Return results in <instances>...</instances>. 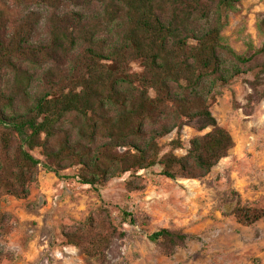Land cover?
I'll return each mask as SVG.
<instances>
[{"label":"trees","instance_id":"16d2710c","mask_svg":"<svg viewBox=\"0 0 264 264\" xmlns=\"http://www.w3.org/2000/svg\"><path fill=\"white\" fill-rule=\"evenodd\" d=\"M242 0H0V236L12 217L4 196L28 200L40 169L97 192L125 175L161 168L171 181L204 180L235 148L211 111L243 76H264V44L245 55L223 32ZM264 38V14L257 24ZM262 59V62L258 60ZM139 63L142 72L133 73ZM264 98V95H262ZM185 127L202 134L183 156ZM177 132L166 147L161 141ZM39 151L43 160L33 153ZM130 188H135L130 183ZM243 226L264 209L238 201ZM123 224H136L123 212ZM127 234L100 208L64 233L68 245L108 263ZM167 257L189 239L163 229L149 237ZM0 250V261L2 260Z\"/></svg>","mask_w":264,"mask_h":264},{"label":"rangeland","instance_id":"374dc122","mask_svg":"<svg viewBox=\"0 0 264 264\" xmlns=\"http://www.w3.org/2000/svg\"><path fill=\"white\" fill-rule=\"evenodd\" d=\"M263 14L264 0H242L223 32L227 45L239 55L246 54L250 41L261 48L257 24ZM132 72H142L139 63L132 64ZM255 79L254 73L241 77L212 103L213 116L233 136L235 148L204 180L171 181L157 167L115 179L97 192L79 183L77 169L62 174L68 179L40 169L28 200L2 198L1 210L12 220L0 236V264H97L68 245L64 233L102 207L127 234L115 241L107 264H264V220L243 226L234 215L238 201L264 209V76L259 92L252 86ZM207 132L185 127L183 149L175 154L185 155L191 140ZM176 138L174 132L161 141L165 151ZM33 155L43 160L39 151ZM125 211L136 224L122 223ZM163 229L189 237L170 258L149 239Z\"/></svg>","mask_w":264,"mask_h":264}]
</instances>
